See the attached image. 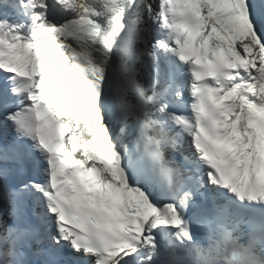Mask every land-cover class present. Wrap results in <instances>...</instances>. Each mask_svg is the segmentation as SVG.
Instances as JSON below:
<instances>
[{"label": "snow or ice", "instance_id": "6c2138e0", "mask_svg": "<svg viewBox=\"0 0 264 264\" xmlns=\"http://www.w3.org/2000/svg\"><path fill=\"white\" fill-rule=\"evenodd\" d=\"M0 264H264V0H0Z\"/></svg>", "mask_w": 264, "mask_h": 264}]
</instances>
